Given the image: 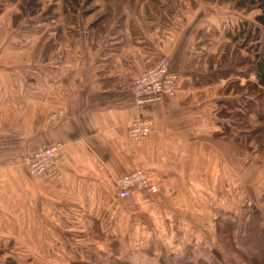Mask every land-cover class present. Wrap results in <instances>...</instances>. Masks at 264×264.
Here are the masks:
<instances>
[{"label":"rangeland","instance_id":"1","mask_svg":"<svg viewBox=\"0 0 264 264\" xmlns=\"http://www.w3.org/2000/svg\"><path fill=\"white\" fill-rule=\"evenodd\" d=\"M122 1L0 0V223L7 225L3 232L0 227V237H8L10 249L18 258L17 264H78L80 261L85 264H180L198 260L211 264H248L249 256L253 255V261L257 255L263 257L256 244L259 235L256 233L264 230V118L257 115L259 104L254 95H248L246 88L249 81L255 80L251 61L256 42L245 38L255 26L257 10L237 8L234 0H185L195 10L200 5L194 15L195 25L199 23L195 29L200 46L208 49L200 54L199 63H195V68L192 66L190 73L200 85H216L212 117L220 129L217 138L234 141L232 160L226 156L224 162L219 156L224 151L216 146L211 181L208 171L214 166L212 160L208 167L201 166L200 181L190 184L194 189L184 198H180L182 195L162 197L163 200L155 197L146 204H136L130 197L140 193L119 199L113 182L116 198L122 206V219L119 231H115L111 240L113 245L103 248V253L107 254L101 255L103 258L79 260L71 254L65 255L73 253L75 247L44 245V241L42 245H28L18 234L17 205L22 194L31 195L33 190L24 174L38 186L54 177L63 146L59 140H42L33 149L28 148L27 143L24 149L20 147L34 132L41 128L47 130L55 120L51 114L54 106L48 100L46 86L41 85L44 79L47 83L49 74L38 69L48 61L50 49L52 54H57L72 52L71 48L80 46L83 31L89 32L96 43V25L103 17L114 16V8L115 15L124 14L117 7ZM141 1L149 6L153 4L158 12L172 5V0ZM174 7L179 9L177 5ZM139 9L140 6L136 7L134 13ZM146 14L149 15V11ZM161 57H166L169 70L177 75L176 95L145 106L163 103L178 95L179 73L172 68L171 57L164 54L158 59ZM158 59L136 74L131 89L139 74L153 67ZM130 98L137 114L141 113L144 105L142 108L134 105L132 91ZM60 111H56L57 116ZM54 141L61 143L56 152V174L31 173L24 160L26 153L42 143ZM140 169L157 181L159 191L160 182L155 172ZM260 236L264 239V234ZM96 249L85 250L96 252ZM54 254L58 255L56 260ZM244 255L248 257L244 259ZM178 257L183 259L179 261Z\"/></svg>","mask_w":264,"mask_h":264},{"label":"crops","instance_id":"2","mask_svg":"<svg viewBox=\"0 0 264 264\" xmlns=\"http://www.w3.org/2000/svg\"><path fill=\"white\" fill-rule=\"evenodd\" d=\"M171 3V8L158 12L145 1L123 0L117 7L124 14L115 15L114 8L115 18L103 17L96 25V43L83 31L80 46L57 54L50 49L48 61L38 69L48 71L47 83L44 79L41 85L46 86L55 120L20 147L24 149L27 143L33 149L42 140H59L63 146L54 177L38 186L24 174L33 190L31 195H21L16 228L28 245L44 241V245L75 247L65 255L79 260L107 256L103 248L113 245L122 219L113 185L116 175L133 168L155 172L160 192L130 197L136 204H146L155 197L184 198L194 189L190 184L200 181L201 166L212 160L211 181L216 146L223 149L219 156L224 162L226 156L232 160L234 141L217 138L220 129L212 117L216 85H200L190 73L200 54L208 50L200 46L195 29L199 23L195 25L194 15L200 5L195 10L185 0ZM164 54L171 57L172 68L179 73L178 95L144 106L138 114L151 119L152 129L145 139L132 140L126 132L127 121L138 116L131 104L132 80ZM3 225L0 223L1 231L7 229ZM7 238L0 237V264H17ZM118 244L122 247L120 241ZM95 247L96 252L85 250ZM57 256L54 254L55 260Z\"/></svg>","mask_w":264,"mask_h":264},{"label":"built area","instance_id":"3","mask_svg":"<svg viewBox=\"0 0 264 264\" xmlns=\"http://www.w3.org/2000/svg\"><path fill=\"white\" fill-rule=\"evenodd\" d=\"M151 68L142 71L132 85L133 103L143 107L165 97L176 95L177 75L169 70L166 57H161ZM152 129L151 119L147 116H136L128 122L129 137L136 140L145 139ZM59 141L42 143L39 148L24 156L25 163L33 174L54 176L57 171L56 152L60 149ZM119 199L130 197L133 193L154 194L158 183L147 171L135 168L123 172L113 180Z\"/></svg>","mask_w":264,"mask_h":264},{"label":"trees","instance_id":"4","mask_svg":"<svg viewBox=\"0 0 264 264\" xmlns=\"http://www.w3.org/2000/svg\"><path fill=\"white\" fill-rule=\"evenodd\" d=\"M234 6L237 8H244L249 10H257V13L254 16V22L255 26L253 29L249 32H247L245 40L248 41L249 39L256 42L254 44V59L251 61V70L254 73L255 80L249 81L247 88L248 95H254V99L259 104V109L257 112V115L259 117L264 118V0H234L233 1ZM254 30V33L251 32ZM248 61V60H247ZM246 63V62H245ZM250 104H253L252 101H249ZM254 105V104H253ZM258 235V242L256 244L258 247H260V250L262 252L263 257H258L253 259V255L249 256V259L247 258L246 261H248V264H264V239L261 238L260 234H264V230L262 233V230L259 231V233H256ZM263 248V249H261ZM261 256V255H260ZM248 257V256H246ZM244 255V259L246 258ZM181 261L183 258L178 257ZM78 264H85L83 262H77ZM179 264V263H178ZM180 264H211L207 263L204 260H198L195 262L185 263L184 261Z\"/></svg>","mask_w":264,"mask_h":264}]
</instances>
